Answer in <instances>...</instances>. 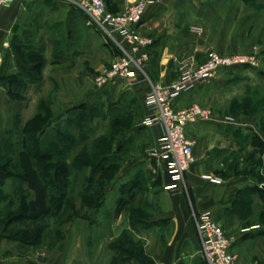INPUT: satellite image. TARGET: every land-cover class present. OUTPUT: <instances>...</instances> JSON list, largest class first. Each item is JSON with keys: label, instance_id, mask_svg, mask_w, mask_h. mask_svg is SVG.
<instances>
[{"label": "crops", "instance_id": "0c3cea01", "mask_svg": "<svg viewBox=\"0 0 264 264\" xmlns=\"http://www.w3.org/2000/svg\"><path fill=\"white\" fill-rule=\"evenodd\" d=\"M199 1L160 0L148 5L138 30L154 39L150 47L151 59L147 65L153 81L170 83L177 79L181 73L180 62L184 59L193 57L198 63L205 60L206 49L203 43H209L220 51L234 41L217 24L215 17L219 15L221 8H232L233 0H219V9L213 7V0H203V4ZM113 2L110 0L109 8L114 12L121 11L123 0L116 5ZM29 9L30 0H13L0 4V151L5 132L13 130L18 122L25 124L29 121L38 107V101L29 104L28 101L12 97L8 82L2 77L6 69L7 73L17 70L16 56L11 51L18 29L22 32L24 28L22 38L26 39L29 35L26 31L28 25L24 22L28 20ZM211 11L215 16L213 22H208L206 14ZM78 17L79 14L74 11L68 19L67 37L72 42L75 41V31L85 27L82 46L79 52L63 55L69 60L68 68L54 69L49 76L57 85L52 94L53 107L62 103L56 115L67 114L74 107L90 104L100 89L96 83L98 71L117 56L105 42V36L99 30H94L97 34L92 37V29L86 27L84 21H78ZM251 18L252 13L246 17L249 24ZM188 26L194 27V30L187 31ZM199 29H203V32ZM238 72L241 71L231 68L219 70L214 77L181 95L176 102L177 106H184L187 102L200 98L206 104H211L212 101L216 103L214 93L222 90L228 81L233 80L232 77L236 78ZM119 83H126L127 88L133 91L141 110L136 113L134 125L127 135L118 139L117 147L123 145V150L127 153L124 164L117 170L107 188L118 187L122 192L128 184L135 181L145 185L143 193L147 195L149 211L145 219L147 223L141 228L140 234L146 240V254L156 264H207L201 254L194 213H208L223 223L226 215H234L235 207L232 206L236 202H230V195L252 182L250 183L248 177L239 176L235 172L226 176L219 175L223 156L221 144L224 140L231 142V138H236L233 134L236 135L238 129L260 133L264 138V133L258 126L259 116L232 117L216 114L211 120L189 126L188 134L194 140L195 163L186 171L183 179H178L169 171L168 159L160 153L155 154V149L164 135L163 127L159 124L139 125L140 120L147 114L144 100L150 84L140 79L135 84L121 80L110 82L106 86L117 88L121 85ZM33 85H27L26 91ZM29 108L32 110L31 115ZM226 131L228 134H225ZM142 135L148 137L150 146L134 149L135 145L139 146L138 141ZM8 182L14 187L17 181L10 178ZM234 231L236 240L232 251L240 263L264 264L262 225L252 222ZM120 233L121 231L116 236ZM10 242H16L15 246L18 247L19 242L5 237L4 227L0 224V264H90L91 260L82 235L73 228L68 230L67 236L48 257L37 256L29 245H25V252H20L18 248L15 249L17 254L3 252L1 246L10 245Z\"/></svg>", "mask_w": 264, "mask_h": 264}, {"label": "rangeland", "instance_id": "374dc122", "mask_svg": "<svg viewBox=\"0 0 264 264\" xmlns=\"http://www.w3.org/2000/svg\"><path fill=\"white\" fill-rule=\"evenodd\" d=\"M113 1L115 5L116 3L121 2V0ZM202 1L203 0H200L199 2L203 4ZM213 2L215 4L213 7H217V9H219L220 7H218V5L221 1L213 0ZM231 3H234V6L232 8H221L219 15L217 14V16H215L212 10L211 12H208L206 16L208 22L209 20H212L213 22V18L215 16L217 24L221 25L223 27V31L227 32L226 34L232 37L234 43L232 42L233 44H227L225 48L220 51L215 49L209 43H203L202 45H204L206 50L211 49L219 52L220 54L231 55L233 57H244L248 60L250 59L254 61L255 64L245 63L224 67L240 70L241 72L236 73V78L235 76L232 77L233 80L228 81V84L225 85L222 90L214 93L216 97L215 100L217 101L216 103L212 101L211 104H206V102L200 98L198 100L191 101L190 103L187 102L188 104L186 103L184 106L191 103L203 105L211 110V118H213L216 114L230 115L232 117L258 115V126L262 133H264L260 123L263 118L262 116L264 115V73L262 72L264 71V0H233ZM108 9L115 13L110 8ZM29 10L30 13L28 20H24L26 23L25 25H28V29H26L29 33L26 38L27 40L22 38L21 35L24 33V28L22 29V32L20 31L21 29H18L11 52L15 54V59H19L27 67L41 62L38 70H33L34 72L32 73H34V75L42 76L43 84L40 86L33 85L24 93L25 101H28L27 103L30 104L34 101H39V99H44L46 101L53 100L52 94L57 88V85L49 76L54 69L65 70L68 68L70 64L69 60L67 57L64 58L63 55L79 52L80 46H82L81 44L84 41L83 31L85 30V27L84 29L78 28V30L75 31V41L72 42L67 37L69 33L68 19L71 17L72 13L76 11L80 16L77 18L78 21H84L85 26L92 29V37L96 36L97 33L95 31L97 29L88 24V21L82 12L73 9L67 3L62 1L30 0ZM250 13H252L251 24H249L250 21H246V17L249 16ZM189 30H194V27L190 28L188 26L187 31ZM199 30H201V33L203 32V29ZM210 30H212V28H210ZM19 40L25 44L27 43L31 46H35L41 51L42 55L33 58L30 62L24 61L18 56V53L20 54L21 51H17L15 49V47L19 45ZM105 42H107L110 46L111 43L109 40L106 39ZM206 60L207 55L205 60L202 62ZM110 64L103 66L98 73ZM180 71L181 70L179 69V72ZM180 77L181 73L177 79ZM107 84L100 86V89L94 96V100L80 111V113L86 111L87 117L85 118V124L95 129L92 135L96 137L104 135L108 131L110 125V116L108 114H110L113 103L119 101L123 93L125 94L124 103L127 104L129 100H133V91L127 88L126 83H119L121 85L117 88H109L106 86ZM61 106L62 103H57V106L52 107V109L57 112ZM128 107L133 113H135V115L141 110L140 105L134 100L132 102L130 101ZM29 111L31 115L32 110L30 108ZM124 120L125 124H131L130 115L129 118L127 117ZM201 122L203 121H199L197 123ZM133 125L134 120L132 126ZM114 130L116 132L117 128H114ZM237 131L236 135L233 134L236 138H231V142L223 139L224 142L221 144V152L223 153L221 158L222 165L220 166L218 173L221 176H226L230 172H235L239 176L248 177L250 183L252 182V184L240 188L246 190L244 191L245 193L242 194L237 192L239 189H236V191H233L230 195V202H235L240 199V197H244L242 202H236V205L232 206L235 207L234 215H226L224 223L214 218L225 229V231L231 235L234 230H238L240 227L247 226L252 222L262 225L264 229V193L262 196H260V194L250 193L251 189L255 188L253 187L255 185L264 189V179H260V177L264 178V170L263 167L261 168L259 165V162H261L262 166H264V145L260 143L259 138H256L251 134L252 132L239 129ZM225 134H228V132L226 131ZM256 134L262 137L260 133ZM138 143L139 146L135 145V147H133L134 149H142L140 146L148 147L151 144L149 143L148 137L145 135L140 136ZM126 153L125 151L122 152L118 159L115 160L117 167L121 168L124 164ZM116 165L115 169H119L116 168ZM111 172L114 171L111 170L110 174ZM116 172L117 170L111 175L112 180L114 179ZM158 181L159 177L157 178V182ZM144 186V184L141 185L142 193L141 191L137 193L136 199L138 201L132 204V207H137L139 203L146 201V203H144L146 207L145 212L148 213L149 207L147 195L145 192L143 193ZM13 188V185L8 182L6 184L5 191L9 192ZM79 191L80 187L74 184L73 192L71 194L75 196L77 207L83 208L82 198L78 195ZM122 193L121 188H112V186L111 188H107L105 201L100 207L92 210L83 209L87 218H77L76 220L69 221L70 213L67 208L57 222L53 220L52 225L49 228L55 232L54 235L51 238H48L45 244L37 250L33 249V253L40 257H48L67 236L68 230L73 228L76 229L77 233L83 237L84 244H86L88 250V255L91 257L90 264H112V258L115 254L109 246L111 245V242L117 238L116 234L120 231L122 232L129 225V209L124 208L123 211L117 212L118 200L122 197ZM63 233H66L65 237L60 240L59 237L63 235ZM135 235L137 234L135 233ZM15 245L16 242H10V245L5 244L1 247L5 253L14 252L17 254L15 251L16 248H18L20 252H25V245H21L20 243H18V247Z\"/></svg>", "mask_w": 264, "mask_h": 264}, {"label": "trees", "instance_id": "16d2710c", "mask_svg": "<svg viewBox=\"0 0 264 264\" xmlns=\"http://www.w3.org/2000/svg\"><path fill=\"white\" fill-rule=\"evenodd\" d=\"M106 2L109 8L110 0ZM110 46L117 52L113 44ZM15 49L21 51L18 56L26 62L42 55L35 46L22 41ZM16 61L17 71L7 73L6 69L2 77L8 82L11 96L25 100L27 85L43 84V77L32 73L38 70L41 62L27 67L19 59ZM132 98L137 102L134 95ZM133 100L124 103L123 93L120 100L113 103L108 114L109 129L97 137L92 135L95 129L85 124L86 111L80 113L86 105L70 109L67 115H56L52 109L53 100L44 99H39L37 112L29 121L25 124L18 122L13 130L5 132L0 151V224L7 239L37 250L54 235L55 232L49 228L67 208L69 221H73L87 218L85 209L92 210L103 204L111 175L118 170L115 169V160L124 151L123 145L117 147V140L126 136L133 124L135 113L128 107ZM129 115L131 124L127 125L124 119ZM262 117L260 123L264 131V115ZM114 128H117L116 132ZM251 134L264 145L262 137L254 132ZM116 168L119 167L116 165ZM111 170L114 172L110 174ZM10 178L17 182L7 192L6 184ZM74 184L80 187L78 195L82 198L83 208L77 207L75 196L71 194ZM253 187L250 193L262 196L264 189ZM140 191L141 183L135 181L127 185L118 200L117 212L129 209V225L109 246L115 254L112 264H156L146 254V241L140 234L147 223L146 201L132 207L138 201L136 198ZM244 191L237 190L242 194ZM243 200L244 197H240L235 202ZM65 234L59 239L62 240Z\"/></svg>", "mask_w": 264, "mask_h": 264}, {"label": "built area", "instance_id": "2783aa9c", "mask_svg": "<svg viewBox=\"0 0 264 264\" xmlns=\"http://www.w3.org/2000/svg\"><path fill=\"white\" fill-rule=\"evenodd\" d=\"M13 0H0V4ZM67 3L84 14L88 24L99 30L117 49V56L96 75V83L103 86L112 81L137 83L148 81L150 90L145 97L147 114L139 125H161L164 135L155 154L168 159V169L174 178L183 179L186 171L195 163L194 140L188 128L199 121L211 120L209 108L198 103L177 106L179 97L208 79L226 66L255 64L244 57L223 55L207 49V60L201 63L193 57L180 62L181 77L170 83L155 82L148 74L151 36L138 30L148 5L160 0H123V10L113 13L106 0H56ZM194 220L201 243V254L208 264H241L232 251L236 240L208 213H194Z\"/></svg>", "mask_w": 264, "mask_h": 264}]
</instances>
